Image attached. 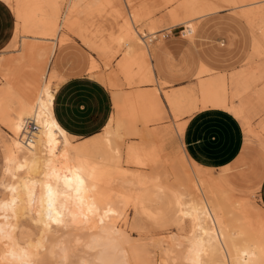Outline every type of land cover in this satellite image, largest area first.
I'll return each mask as SVG.
<instances>
[{
    "label": "bare ground",
    "instance_id": "1",
    "mask_svg": "<svg viewBox=\"0 0 264 264\" xmlns=\"http://www.w3.org/2000/svg\"><path fill=\"white\" fill-rule=\"evenodd\" d=\"M138 1L140 6V0ZM104 2L105 0H16L14 13L21 21L25 31L47 38L53 33V29L60 25L61 21H68L75 11L81 10L91 15L95 10H99ZM181 2L179 8L184 9L185 13L180 17L176 11H173L171 13L172 23L175 25L187 23L185 29L188 28V31L192 33L198 19L215 12L218 8L217 3H214L213 0H184ZM231 2L232 4L243 3L237 7H245L242 13L250 23L255 24L256 21L261 20L264 24V0H231ZM0 5L12 13L11 0H0ZM62 6L65 7L64 12H61ZM48 8L51 12L46 11ZM136 9L135 11H137ZM135 11L132 10L133 17L140 19L139 13ZM132 20L134 22L133 18ZM36 24L41 27L38 28ZM18 27L16 25L6 48L16 44ZM149 29V32L139 30L127 21L122 34L117 36L119 43L123 42L122 60L118 64L116 74H108L104 78L105 83L113 88V102L116 111L105 126L106 134L102 144L98 140L81 144L73 142V134L61 125L54 112L57 89L47 85L46 81L39 86L35 99L29 100L28 104L22 103L14 120L7 118L11 124V133L5 149V172L10 175L11 180L5 186L7 195L0 199V237L11 240L8 242L12 248L14 247L15 255L20 259L19 262L32 263L40 253L39 246H42L41 243L38 245L35 242L36 236L35 239L28 235L24 241H19L13 235L14 232H17L15 229L19 226L21 219L28 216L42 226V232H39L42 235L45 230V232L51 230L53 225L65 228L73 224L75 226L76 223L79 225L88 224L95 233L92 231L94 234L92 236L90 234L91 237L86 240L88 245L85 246L94 249L96 255L94 253L93 260L90 259L94 262L86 261L85 263L127 264V250L122 246L120 238L115 236V233H120L119 224L109 222L112 221L114 212L119 213L121 210L114 203L108 204L110 206L105 208L100 185L103 178L109 179L114 175L121 183H118L120 186L123 184L126 187L128 184L131 187L132 185L138 186L139 184L136 185V183L141 181V175H135L136 173L133 174V172L124 169L122 162L125 157L127 163L144 164L143 160H136V158L139 152L143 155L144 151L141 150H147L148 153L144 155H153L152 157H154L152 161H149L152 157L147 159L152 165V169L158 170L161 168L160 164L163 166L170 164L174 168L176 174L174 183H169L166 177L162 179V182L167 184L165 185L168 190L167 194L171 202L174 200V206L178 204L181 216L190 217V223H192L191 233H189L184 247L183 242L180 243L183 259L178 257L179 259L188 261L189 264H264V214L261 215L262 212H259L261 216L253 219L252 214L257 212L255 205L234 198V189L230 184L234 180L233 177L226 173L215 175L211 168H202L192 163L184 150H180L177 154L167 150V145L175 136V132L181 136L186 121L176 124L175 130L173 128L149 127L150 124L162 122L167 118L162 104V94L160 96L159 93L160 88L144 90L140 87L141 84L153 82L155 79L152 69L153 62L151 65L149 61L154 56L150 50L153 45L150 47L147 38L151 40L162 35V32L160 33L162 28H159L158 22L152 24ZM259 29V33L253 32L250 65L230 74L203 69L201 73L206 72V76L198 80L193 90L187 92L180 90L179 93L166 95L172 109L175 108L173 111L181 110L183 113L180 112V114H185V112L194 113L207 107L226 108L241 119L247 131L252 133L251 114L264 111V61L254 64L256 58H264V26L261 25ZM22 37L21 46L25 44L26 36L22 35ZM98 46L100 51L105 50L104 44ZM92 71L95 70L89 69V72ZM54 74H56V69ZM119 75L123 76L125 84L128 86L136 85L138 87L129 92L120 91L119 87L122 83H120ZM236 99L240 101L237 103ZM1 112L4 115L7 114L5 109H2ZM26 118L34 119L40 127L35 141L30 144L24 143L21 138L23 122ZM139 122L143 124V127L138 126ZM121 129L125 130L126 134L140 136L142 140L139 144H127L123 150H119L117 147L111 149L107 153L110 172L106 176L107 173L105 175V171L100 169L94 155L103 151L104 147L111 148L112 136L118 135ZM261 132L264 133V120L261 122ZM160 152H163V156L159 154ZM86 153H90V156H85ZM158 161L160 164L157 165ZM186 161H189L193 168L190 167L189 170L187 164H183ZM101 166H103L102 163ZM104 166H106V161ZM162 171L164 172L165 169ZM179 172L182 174L179 175ZM165 175L163 173V176ZM177 175L181 176L179 178L182 179L181 181H177ZM158 178L159 176L150 175L147 180L154 183ZM118 180L113 183H117ZM104 188H108V186ZM118 188L120 187L118 186ZM114 189L115 187L113 190L109 187L110 191H118L117 189L114 191ZM123 189L125 188L123 187ZM121 191L123 192V190ZM100 217H103L102 221L99 220ZM20 234L22 233L20 232ZM20 234L18 235L20 236ZM46 237V235L43 236V239ZM44 241L46 240L44 239ZM57 242L60 243V241ZM46 243L49 244L47 241ZM65 244L67 245L65 242L63 246ZM180 244L178 243V245ZM51 245L53 248L55 245L57 250L63 247L62 244H59L61 248L56 246L58 245L56 242ZM66 248L68 245L64 247V249ZM0 250L6 252L3 247ZM51 252L53 251L50 249L49 253L51 254ZM58 253L56 251L54 255L58 256ZM62 253L64 252L62 251ZM66 253L62 254V261L65 258L68 259V253ZM12 255L9 253L10 259ZM69 255L68 257H70ZM0 259L3 258L0 257ZM85 260L87 259L85 258ZM167 260L166 258L165 261ZM15 262V264L19 263ZM161 262L160 264H164Z\"/></svg>",
    "mask_w": 264,
    "mask_h": 264
},
{
    "label": "rangeland",
    "instance_id": "2",
    "mask_svg": "<svg viewBox=\"0 0 264 264\" xmlns=\"http://www.w3.org/2000/svg\"><path fill=\"white\" fill-rule=\"evenodd\" d=\"M153 1L140 0L141 4L139 6L138 0H105L101 8L95 10L91 15L85 11H75L68 21H61V26L57 25L53 29V33L47 38H42L44 36L37 33L25 31L21 21L14 13L15 24L19 26L17 42L12 47L6 48L5 46L4 51L0 52V199L7 195L5 186L11 180L10 175L5 172V149L7 139L10 138L11 133V124L7 118L14 120L22 103L26 102L28 104L29 100L35 99L39 86L43 85L45 81L47 85L49 84L53 89H57L69 77L85 75L92 79L96 78L105 84L110 89L109 92L111 98H113V88L105 83L104 78L108 74H116L115 71H117L118 64L122 60L121 47L123 42L119 43L117 36L122 34L127 21L135 28L146 30L147 32L150 30L149 27L157 22L159 28H162L160 31L162 35L154 37L151 40L147 38V41L149 40L150 47L153 45L150 48L152 54L160 51L168 70L160 73L158 68L154 66L152 69L156 80L145 82L140 87L144 90L160 88L159 93L160 96L162 94V104L167 118L162 122L150 124V128H173L175 130L176 124L183 123L193 114L188 112L180 114L181 110H176L177 112L173 111L175 108L173 107L172 109L166 95L179 93L180 90L181 92L193 90L198 80L206 76V72L201 73L203 69L207 68L211 71H222L230 74L250 65V56L253 51L251 45L253 32L259 33L260 26H264V24L261 20L256 21L255 24L250 23L242 13L245 7H237V5L243 4L242 2L232 4L231 0H213L214 3H217L218 8L215 12L198 19L192 33L188 31V28L185 29L188 25L187 23L177 25L172 23L171 13L173 11H176L180 17L185 13L184 9L179 8L180 2L184 0H171L169 2L168 0ZM11 5L14 10L16 0H11ZM64 10L65 7L62 6L61 12H64ZM132 10L139 13L140 19L133 17L134 13ZM46 11L51 12L49 8ZM7 12L6 8L0 5V43L4 41L3 33L7 23ZM36 26L38 28L41 27L38 24ZM22 35L26 36L23 46L20 45V41L23 39ZM103 44L105 45V50L100 51L98 45ZM149 61L152 65V62H156V58L151 57ZM263 61L264 58H256L254 64H259ZM55 69H57L56 74H54ZM89 69L95 71L88 72ZM92 75L96 77L93 78ZM119 78L120 83H122L119 87L120 91L129 92L138 87L136 85L128 86L125 84L121 75H119ZM239 101V99L235 100L237 103ZM112 103L114 105V102ZM2 109L7 111L6 115L1 112ZM115 111L114 105V107L112 106L113 114ZM263 120L264 111L253 112L250 121L253 132L249 133L243 125L245 145L242 153L230 166L212 169L215 175L226 173L233 177L234 180L230 184L234 189V198L239 201L250 202L257 208V212L252 214L253 219L264 214L260 196L261 177L264 173V133L261 132V122ZM138 126L141 128L143 124L139 122ZM105 132L106 129L104 127L102 131L95 135L83 138L81 136H73L72 140L77 144L98 140L102 144L105 140ZM141 140L140 136L126 134L125 130L121 129L118 135L112 136L111 148L104 147L103 151H99L94 155V158L97 160L100 169L105 171L104 174L106 175L107 173L106 176H108L110 170L108 169L109 157H107V153L116 147L119 150H123L129 143L139 144ZM184 149L182 135L180 136L175 132V136L167 145V150L177 154L180 150ZM141 151H144L143 155L139 152L136 160H143L144 164L136 162V164L130 162L128 164L125 157L122 162L124 169L133 172V174L136 173L135 175H141V181L136 183V185L139 184L138 186L132 185L131 187L128 183L127 187L125 184L120 186L118 178L116 179L114 175L109 177V179H102L100 189L103 202L105 200V208L114 203L122 212H114L117 216L114 215L112 221L110 220L109 222L116 223V225L119 224L118 229L120 228V233H115V236L120 238L122 246L127 250V264H160L162 260L161 263L164 264L166 262L167 264H189L187 263L188 261H182L183 258L180 251L182 242L184 247L190 235L189 233H191L192 223H190V217L181 216L177 201L175 203L177 205L174 206V200L171 202L167 194L168 190L165 186L167 184L162 182V179L166 177L169 183H174V180H176L174 168L170 164L165 165L166 167L163 166L160 164V161L162 162L160 160L157 165L160 164L161 168H158V170L152 169L149 161L153 160V155H147V158L144 155L148 153L147 150ZM162 153L160 152L159 154ZM84 155L90 156V153ZM143 157L145 159H142ZM149 158L150 160L147 161ZM105 161L106 166H104ZM101 163L103 166H101ZM153 163L155 162L153 161ZM183 164H187L189 170L193 168V165L189 161L183 162ZM162 168L165 169L164 172ZM163 173L167 175L163 176ZM181 174L182 172H179V175ZM150 175L154 177L159 176V178L154 183H150L147 180ZM179 178L181 176L177 177V181L182 180ZM115 180H118V182L113 183ZM109 181L112 182L111 185ZM106 186L108 188H104ZM109 187H111V190L115 187L114 191L116 189L118 191H110ZM120 193L123 194L121 195ZM112 200L113 202H111ZM259 212H262V214L260 215ZM30 220H32L31 217H23L17 227L18 230L17 228L15 229L17 232L13 233L19 241H24L26 236L31 235L35 239L37 237L38 241L37 239H33L38 245L39 243L42 244V246H39L40 253L36 256L35 262L32 261V263L28 262L25 264H84L86 261L88 263L94 262L91 261L93 260L92 256L94 257V249H90L88 246L89 250L85 246L86 244L88 245L86 242L87 238H90L95 233L94 229L88 224L82 223V226L79 223H76L75 226L74 224H69L70 226L65 228L53 225L48 232L43 230L42 235L39 233L42 232V226L38 222H35V220H32V222ZM99 220L102 221L103 217H100ZM87 226H89L88 229ZM95 230L97 231V229ZM45 235L49 237L44 238L49 244L43 239ZM179 240L182 241L179 242ZM8 241L11 240L0 237V249L2 247L6 249V252L5 250H0V257L3 258L0 259V264L2 262L3 264H15V261L19 262L20 260L15 255L14 247L12 248ZM57 241H60V243ZM54 242L58 244L56 245L58 247L59 244L63 246V243L66 242L68 248L64 249L67 246L65 244L62 249L57 250L55 249V245L54 248L51 245ZM178 243H181V246ZM49 247L53 251L51 254L54 255L57 251L61 255L58 253V256H52L49 253ZM7 251L13 254L10 256L11 259ZM66 252L70 254V257H68ZM65 253L68 259L65 258L62 261L63 257L61 258V256ZM84 257L87 260L84 261ZM164 257L168 260L162 259ZM18 264L24 263L20 261Z\"/></svg>",
    "mask_w": 264,
    "mask_h": 264
},
{
    "label": "crops",
    "instance_id": "3",
    "mask_svg": "<svg viewBox=\"0 0 264 264\" xmlns=\"http://www.w3.org/2000/svg\"><path fill=\"white\" fill-rule=\"evenodd\" d=\"M15 20L14 11L7 12L0 52L4 51L13 36ZM153 57L156 58L153 65L160 73L168 70L160 51ZM109 90L96 78L85 75L69 77L55 91L54 112L57 117L56 110L59 111L66 127L57 117L58 121L74 137L83 138L99 133L113 114V98ZM243 125L242 120L226 108L207 107L197 110L186 119L181 134L184 152L192 163L202 168L230 166L245 145ZM260 196L264 209V173L261 177Z\"/></svg>",
    "mask_w": 264,
    "mask_h": 264
},
{
    "label": "built area",
    "instance_id": "4",
    "mask_svg": "<svg viewBox=\"0 0 264 264\" xmlns=\"http://www.w3.org/2000/svg\"><path fill=\"white\" fill-rule=\"evenodd\" d=\"M39 125L32 118H26L23 122L21 138L24 143L30 144L35 141L36 134L39 131Z\"/></svg>",
    "mask_w": 264,
    "mask_h": 264
},
{
    "label": "trees",
    "instance_id": "5",
    "mask_svg": "<svg viewBox=\"0 0 264 264\" xmlns=\"http://www.w3.org/2000/svg\"><path fill=\"white\" fill-rule=\"evenodd\" d=\"M56 114H57V117H58L59 121L66 127V124L64 123L63 119L61 118L60 113H59L58 110H56Z\"/></svg>",
    "mask_w": 264,
    "mask_h": 264
}]
</instances>
